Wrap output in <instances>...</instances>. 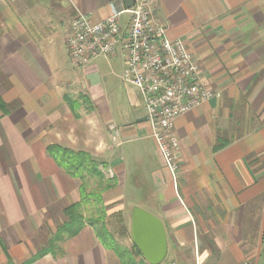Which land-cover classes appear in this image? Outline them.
Here are the masks:
<instances>
[{
    "label": "crops",
    "instance_id": "1",
    "mask_svg": "<svg viewBox=\"0 0 264 264\" xmlns=\"http://www.w3.org/2000/svg\"><path fill=\"white\" fill-rule=\"evenodd\" d=\"M113 8L124 1L0 0V264H121L84 204L70 233L83 194L50 145L85 151L111 173L103 201L118 203L128 226L132 205L161 218L159 264H264V0H151L152 20L184 41L215 92L174 122L176 176L140 93L118 76L122 52L83 66L69 57L71 20L99 21ZM119 86L126 103L114 110L107 96ZM100 139L103 153L92 146ZM128 188L141 201L128 202Z\"/></svg>",
    "mask_w": 264,
    "mask_h": 264
},
{
    "label": "built area",
    "instance_id": "2",
    "mask_svg": "<svg viewBox=\"0 0 264 264\" xmlns=\"http://www.w3.org/2000/svg\"><path fill=\"white\" fill-rule=\"evenodd\" d=\"M150 5L151 0H134L132 7L113 8L109 16L99 21L78 13L71 20L66 49L76 66L99 55L110 58L122 52L124 65L118 76L140 93L151 136L164 164L176 176L180 143L174 122L215 92L201 75L199 61L184 41L170 38L166 28L152 20ZM124 13L128 14L125 23Z\"/></svg>",
    "mask_w": 264,
    "mask_h": 264
},
{
    "label": "rangeland",
    "instance_id": "3",
    "mask_svg": "<svg viewBox=\"0 0 264 264\" xmlns=\"http://www.w3.org/2000/svg\"><path fill=\"white\" fill-rule=\"evenodd\" d=\"M114 69L116 73H119L117 72L118 68L116 65ZM110 76L113 79V86H115L117 81L119 82V78L114 74H110ZM125 89L126 88L119 86L114 90H110L107 100L114 110L117 109V106L123 105L124 102L126 103ZM131 90L134 93L133 89ZM57 147H59L60 150H57L56 153L54 152L56 157L60 160L63 159L62 163L65 169H68V171L80 181L83 200L77 207L82 218L83 213L81 212V208L84 204L90 218L88 220L92 222V224L97 225L96 231H100L102 236L108 240V243H113L119 251L126 255V264H129L130 259L135 262L144 260L142 254L138 253L133 246L127 219H125V217L123 218L122 212L116 210L118 203L112 205V203L105 204L103 201V192L110 190L112 187L111 173L106 172L100 162L85 151L71 149L62 145H57ZM61 148H65V150L63 151ZM91 180L93 184H91ZM129 189L130 188L126 190L125 199L128 202L141 201L137 196L130 195ZM107 197L108 195L104 196V198ZM120 262L121 264L124 263L122 260Z\"/></svg>",
    "mask_w": 264,
    "mask_h": 264
},
{
    "label": "water",
    "instance_id": "4",
    "mask_svg": "<svg viewBox=\"0 0 264 264\" xmlns=\"http://www.w3.org/2000/svg\"><path fill=\"white\" fill-rule=\"evenodd\" d=\"M123 1L125 8H130L134 3V0ZM129 232L131 241L148 264H159L165 259L168 250L167 234L160 217L139 205H132Z\"/></svg>",
    "mask_w": 264,
    "mask_h": 264
},
{
    "label": "trees",
    "instance_id": "5",
    "mask_svg": "<svg viewBox=\"0 0 264 264\" xmlns=\"http://www.w3.org/2000/svg\"><path fill=\"white\" fill-rule=\"evenodd\" d=\"M62 149V148H61ZM47 150L49 151V153L58 161V163L60 164V165H62L63 167H65L64 166V164L62 163V160H60L59 158H57L56 157V155H55V153H56V151L57 150H60V148L59 147H57V145H55V146H49V147H47ZM63 151L65 150V148H63L62 149ZM67 151V150H66ZM55 152V153H54ZM68 170V169H67ZM70 214H71V217H72V222H73V224H72V228H71V231H70V233H72V234H75V233H77V231L82 227V225H83V218L81 217V214H80V212H79V210H78V207L75 205V206H73V207H71V209H70ZM129 228V227H128ZM97 236H98V238L102 241V243L106 246V247H108V248H110V249H113L116 253H117V255L121 258V260L124 262L123 264H126L125 263V260H126V255L123 253V252H121V251H119L118 250V248L116 247V245L114 246V244L113 243H111V242H109L108 243V240L105 238V237H103L102 236V233L100 232V231H98L97 230ZM133 246H134V248H135V250L138 252V253H140L141 254V252H140V250L136 247V245L133 243ZM130 262H129V264H148V263H145V261L143 260V261H141L140 260V262H135V261H133V260H129Z\"/></svg>",
    "mask_w": 264,
    "mask_h": 264
},
{
    "label": "clouds",
    "instance_id": "6",
    "mask_svg": "<svg viewBox=\"0 0 264 264\" xmlns=\"http://www.w3.org/2000/svg\"><path fill=\"white\" fill-rule=\"evenodd\" d=\"M87 123L90 126V130L95 129L98 125V122L96 121L95 118H89L87 120ZM95 148V151L97 153H103L106 150L107 145L103 141V139H100L98 142L92 145Z\"/></svg>",
    "mask_w": 264,
    "mask_h": 264
}]
</instances>
